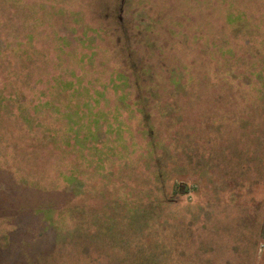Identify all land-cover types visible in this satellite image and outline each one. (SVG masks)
Masks as SVG:
<instances>
[{"label":"rangeland","instance_id":"1","mask_svg":"<svg viewBox=\"0 0 264 264\" xmlns=\"http://www.w3.org/2000/svg\"><path fill=\"white\" fill-rule=\"evenodd\" d=\"M2 14L0 264H264V0Z\"/></svg>","mask_w":264,"mask_h":264},{"label":"trees","instance_id":"2","mask_svg":"<svg viewBox=\"0 0 264 264\" xmlns=\"http://www.w3.org/2000/svg\"><path fill=\"white\" fill-rule=\"evenodd\" d=\"M8 20H10V17L7 15L4 16V14H2V19H0V28H1V26L2 27L5 26ZM1 30H3V29H1ZM176 86H178V85H176Z\"/></svg>","mask_w":264,"mask_h":264}]
</instances>
